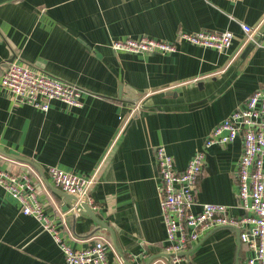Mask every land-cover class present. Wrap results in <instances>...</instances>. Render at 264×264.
Wrapping results in <instances>:
<instances>
[{"label": "crops", "instance_id": "crops-1", "mask_svg": "<svg viewBox=\"0 0 264 264\" xmlns=\"http://www.w3.org/2000/svg\"><path fill=\"white\" fill-rule=\"evenodd\" d=\"M243 24L264 32V0H0V149L32 160L54 187L49 167L92 178L95 217L63 206L33 166L0 152V169L36 172L44 214L71 248L105 238L109 264H171L155 148L164 146L184 171L213 129L264 86V38L252 46ZM203 31L231 32L232 45L221 53L178 43L180 34ZM142 37L175 43L177 51L111 48ZM14 55L81 88L82 106L52 101L44 112L15 102L1 85ZM120 88L123 96L142 95L134 108L118 98ZM241 151V138L206 151L195 212L213 203L244 215L236 180ZM250 256L239 232L221 227L192 243L182 264H246ZM0 264H67L51 233L1 187Z\"/></svg>", "mask_w": 264, "mask_h": 264}, {"label": "built area", "instance_id": "built-area-1", "mask_svg": "<svg viewBox=\"0 0 264 264\" xmlns=\"http://www.w3.org/2000/svg\"><path fill=\"white\" fill-rule=\"evenodd\" d=\"M242 28L247 42L259 37L257 45H260L264 32L245 24ZM233 39L231 32L203 31L180 34L178 43L187 41L223 53L230 48ZM111 48L126 54L166 55L175 53L177 44L142 37L113 41ZM1 85L15 102L40 111H49L52 101H59L69 107L82 106L81 88L39 71L18 57L3 74ZM237 138L242 139V153L236 172L237 196L238 207L244 215L232 216L228 207L213 203L202 204L201 210L195 212L193 209L197 205L196 193L206 164V151L213 146L226 147ZM155 160L160 174L161 209L167 231L164 252L171 264H182L192 243L198 242L204 232L221 227L239 232L240 242L251 253L246 264H264V86L247 98L243 108L237 109L213 129L205 141L204 149L192 157L184 171L175 168L164 146L155 148ZM47 172L57 188L77 197L72 211H77L76 208L85 204L96 208L89 194L92 178L57 167H49ZM33 174L36 175V172L32 168L28 172L0 169V187L20 203L25 216L34 217L45 231L51 233L62 249L67 264H109L107 255L112 245L105 238H98L90 248L75 250L59 235L54 224L44 214Z\"/></svg>", "mask_w": 264, "mask_h": 264}, {"label": "water", "instance_id": "water-1", "mask_svg": "<svg viewBox=\"0 0 264 264\" xmlns=\"http://www.w3.org/2000/svg\"><path fill=\"white\" fill-rule=\"evenodd\" d=\"M259 42H260V38L256 37L255 40L251 41L249 44H251L252 46L255 47L257 45V43H259ZM15 58H16V56L14 55L10 59H8L6 65H5L6 67H4V68L8 70L9 67H10V64L14 61ZM124 93H125V96H123V90H122V88H120L119 97L118 98L120 100H122L123 102H125L130 108H134L136 106L137 102L142 97V95L140 93L131 92L130 90H126ZM143 108H144V106H143ZM0 152L5 154L6 156L12 158V159H15V160L21 161L23 163H26L27 165L33 166L35 169H37L40 172L44 182L51 189H53L56 193H58L61 196L62 202H63V206H67L68 205V206H70L72 208L75 206V201L77 200V197L62 191V190H60L57 187L52 186L45 179L44 172L41 169V167L38 166L36 163H34L32 160L24 158V157H20V156H15V155H10V154L4 153L1 149H0ZM76 210L78 212L87 211L90 216L95 217L94 213L92 212V209L86 204L82 205V207L76 208Z\"/></svg>", "mask_w": 264, "mask_h": 264}, {"label": "rangeland", "instance_id": "rangeland-1", "mask_svg": "<svg viewBox=\"0 0 264 264\" xmlns=\"http://www.w3.org/2000/svg\"><path fill=\"white\" fill-rule=\"evenodd\" d=\"M209 137V136H208ZM242 140V139H241ZM204 145V144H203ZM242 152V151H241ZM168 153V152H167ZM169 155V154H168ZM172 157V156H171ZM172 159H173V161H174V163H175V159L172 157ZM175 168H176V166H175ZM159 178H160V174H159ZM109 253H110V251H109Z\"/></svg>", "mask_w": 264, "mask_h": 264}]
</instances>
